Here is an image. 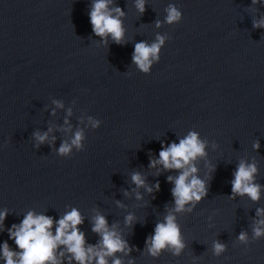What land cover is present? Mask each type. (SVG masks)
I'll return each mask as SVG.
<instances>
[{"label":"water","instance_id":"1","mask_svg":"<svg viewBox=\"0 0 264 264\" xmlns=\"http://www.w3.org/2000/svg\"><path fill=\"white\" fill-rule=\"evenodd\" d=\"M95 2L0 0V264L5 244L20 264L9 233L29 213L51 218L55 236L74 209L83 247L93 249L85 264L107 251L93 231L97 216L125 244L106 264H264V234L255 233H264V0H144L143 13L138 0H108L120 43L93 32ZM170 6L180 13L173 23ZM158 37L142 71L135 46ZM191 133L204 144L191 164L206 195L176 211L181 170L151 164ZM241 163L255 166L257 201L232 191ZM169 215L183 247L153 254L156 226ZM53 255L55 264H79L66 245Z\"/></svg>","mask_w":264,"mask_h":264},{"label":"clouds","instance_id":"2","mask_svg":"<svg viewBox=\"0 0 264 264\" xmlns=\"http://www.w3.org/2000/svg\"><path fill=\"white\" fill-rule=\"evenodd\" d=\"M256 2L257 0H253V3ZM137 8L143 13L145 10L144 0H138ZM115 11L119 15H123L121 9L116 8ZM167 11L168 23L179 20L180 13L175 7L170 6ZM90 21L92 30L97 36L105 37L106 35H111L116 43H120L123 37L121 21L118 18H114L108 11V0H96L93 5V10L90 13ZM158 40L159 43H154L151 46L145 43L136 44L133 61L142 71H148L151 63L150 57L156 58L159 47L163 43V38L158 37ZM46 138V135L37 136V139L41 143ZM80 140L81 134L78 132L72 143L79 146ZM256 147L258 148L259 145L257 144ZM59 151L61 154H66L70 151V148L68 145H63ZM203 155L204 144L198 140L195 133H191L185 139L181 140L179 144L173 143L163 148L159 153V160L153 161L151 164L154 167L157 163H160L165 169L181 170V174L175 179V187L172 190L176 211L183 210L185 204L190 201H200L206 195L204 182L193 175L197 169L191 164V161L195 160L197 156ZM255 171V166H245V164L241 163L235 173V179L232 185L233 193L241 195L247 194L253 201H257L259 199V186L251 183ZM189 177H191L190 180ZM168 179L170 182L172 181V177ZM132 180L137 186L142 187L144 185V181L139 174H134ZM158 188L159 186L157 185ZM257 215H264V210L258 209ZM3 218L4 216L0 215V220ZM174 219L172 215H169L166 217L165 223L157 224L155 235L151 241L152 247L150 248L153 254L163 249L166 245L175 247L177 254H179V250L183 245L180 241L179 229L174 223ZM128 220H131V217H128ZM81 223L80 214L74 209L58 221L56 235L53 236L50 231L53 227L51 218L42 215L34 216L32 213H29L22 221L21 226L16 231L9 233L15 239L18 247L23 250L20 256V264H46L48 261L55 264L53 252L58 244L66 245L69 252L74 254L79 264H85L86 260L90 262L93 249L89 248L86 253L83 247L84 237L79 233L77 227ZM260 223L264 224V220L260 221ZM93 231L102 235L103 246L107 249L106 252L94 253L98 258L97 264H106L104 258L106 255L123 251L125 247L124 242L117 238L114 232H110L107 229L104 217H96ZM255 233L257 236L264 234L259 228L255 230ZM240 239H245L244 234H241ZM215 248L217 253L223 251V246L220 244H216ZM3 254L6 258V264H15L13 260L14 254L9 251L7 244L4 245ZM114 264H121V262L116 260Z\"/></svg>","mask_w":264,"mask_h":264}]
</instances>
